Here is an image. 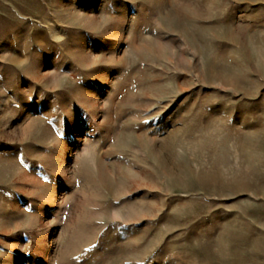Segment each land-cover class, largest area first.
<instances>
[{
    "label": "rangeland",
    "instance_id": "1",
    "mask_svg": "<svg viewBox=\"0 0 264 264\" xmlns=\"http://www.w3.org/2000/svg\"><path fill=\"white\" fill-rule=\"evenodd\" d=\"M0 264H264V0H0Z\"/></svg>",
    "mask_w": 264,
    "mask_h": 264
}]
</instances>
